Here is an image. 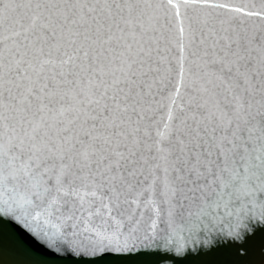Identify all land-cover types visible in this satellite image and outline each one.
<instances>
[{
    "label": "snow or ice",
    "instance_id": "obj_1",
    "mask_svg": "<svg viewBox=\"0 0 264 264\" xmlns=\"http://www.w3.org/2000/svg\"><path fill=\"white\" fill-rule=\"evenodd\" d=\"M0 264H264V0H0Z\"/></svg>",
    "mask_w": 264,
    "mask_h": 264
}]
</instances>
